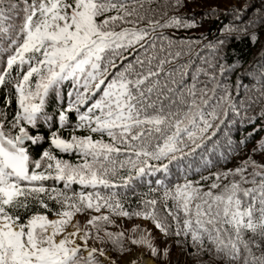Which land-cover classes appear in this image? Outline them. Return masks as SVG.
<instances>
[{"label": "snow or ice", "instance_id": "1", "mask_svg": "<svg viewBox=\"0 0 264 264\" xmlns=\"http://www.w3.org/2000/svg\"><path fill=\"white\" fill-rule=\"evenodd\" d=\"M241 257L264 264V0H0V264Z\"/></svg>", "mask_w": 264, "mask_h": 264}, {"label": "trees", "instance_id": "2", "mask_svg": "<svg viewBox=\"0 0 264 264\" xmlns=\"http://www.w3.org/2000/svg\"><path fill=\"white\" fill-rule=\"evenodd\" d=\"M239 48L241 49L242 55H243V60L245 65H249L251 63H255V57H257L258 52H259V47L258 45L256 47H249L245 50V46L243 44L239 45ZM255 52V54H253ZM231 62V61H230ZM247 81V80H246ZM180 259L183 261L184 257H180ZM205 260L208 259L207 256L204 257ZM194 264V261H193ZM239 264H243V257H241V260L239 261Z\"/></svg>", "mask_w": 264, "mask_h": 264}, {"label": "rangeland", "instance_id": "3", "mask_svg": "<svg viewBox=\"0 0 264 264\" xmlns=\"http://www.w3.org/2000/svg\"><path fill=\"white\" fill-rule=\"evenodd\" d=\"M259 47V46H258ZM253 54H255V52L253 53ZM247 82V81H246ZM257 159H259V157H256Z\"/></svg>", "mask_w": 264, "mask_h": 264}]
</instances>
